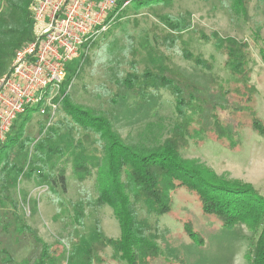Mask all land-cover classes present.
I'll return each mask as SVG.
<instances>
[{
  "label": "rangeland",
  "instance_id": "rangeland-1",
  "mask_svg": "<svg viewBox=\"0 0 264 264\" xmlns=\"http://www.w3.org/2000/svg\"><path fill=\"white\" fill-rule=\"evenodd\" d=\"M148 4L130 10L122 18L119 15L97 37L96 44L70 64L66 87L62 90L61 86L53 100L57 106L53 118L33 107L17 121L13 135L36 141L53 128L55 136L61 137L60 145L74 151L76 142L83 140L84 131L70 134L73 120L64 109L67 102L95 117L107 118L127 144L141 146L162 141L177 122L174 98L160 91L143 101L134 92L117 87L114 77L141 74L147 67L160 72L176 69L190 85L200 89L210 102L209 108L226 105L223 90L235 84L225 65L224 41L228 38L249 43L250 79L257 90L253 106L264 122V0H250L246 15L236 7L235 0H151ZM4 9L5 0H0V17ZM168 21L187 29L173 32ZM195 59L206 64H196ZM207 110L201 123L205 127L212 122ZM229 128L236 131L231 124ZM236 135L242 145L234 151L210 135L193 136L181 156L207 166L221 178L251 184L264 195V136L250 128ZM89 154L95 162L99 161L97 154ZM12 155L13 162L27 169L32 167L26 163L30 149L23 151L17 147ZM81 161L70 158L67 162L64 158L66 192L40 184L36 176L30 180L16 177L11 191L19 205L18 214L60 253L65 254V245L66 250L91 245L96 255L106 259L105 264H125L114 260L113 249L105 247L99 238H119L121 230L111 208L95 209L88 205L98 195L97 179L94 175L79 181L73 175V166ZM172 197L171 212L159 217L149 214L143 203L137 206L140 219L150 225L160 246V254L151 264H250L248 255L255 235L248 227L225 228L219 220L203 213L197 195L185 187L176 189ZM79 201L86 203L83 227L75 222L71 206ZM11 209L9 206L8 210ZM186 223L200 242L185 231ZM5 246L14 257V264H35L37 251L29 237L16 244L13 232Z\"/></svg>",
  "mask_w": 264,
  "mask_h": 264
},
{
  "label": "trees",
  "instance_id": "trees-1",
  "mask_svg": "<svg viewBox=\"0 0 264 264\" xmlns=\"http://www.w3.org/2000/svg\"><path fill=\"white\" fill-rule=\"evenodd\" d=\"M125 1L118 0L119 8ZM150 1L134 0L120 13L121 18L132 9L149 5ZM249 1L235 0L236 7L245 15ZM34 2L5 0V9L0 17V77L10 73L16 52L32 38L33 20L30 10ZM166 23L173 32L187 29L178 23ZM95 41L88 48L93 47ZM224 44L225 65L235 83L232 88L223 90L226 105L209 108L210 102L201 94L200 89L190 85L176 69L160 72L147 67L141 74H118L114 77L117 87L134 92L143 101L160 91L174 98L177 122L162 141L141 146L127 144L114 131L107 118L95 117L66 102L64 109L73 120L70 134L80 129L84 131V141H77L74 151H68L60 145L61 137L55 136L53 128L45 135L42 133L36 141L23 140L19 134L13 135L17 121L33 110L30 108L20 116L6 139L0 140V264L15 263L5 246L13 232L16 244L27 237L32 240L37 251L35 264L106 263V259L95 254L91 245L85 248L75 246L67 250L65 245V256L58 248L47 243L38 230L18 214L19 205L11 191L13 180L18 176L26 180L36 176L40 184L53 189L59 187L66 192L67 169L63 164L64 158L67 162L70 158L83 160L73 166L72 173L79 181L96 175L98 195L88 205L95 209L111 208L119 223V238L99 237L105 247L113 249L114 260L125 264H151L159 256L157 237L152 235L150 225L140 219L137 206L143 203L149 214L158 217L165 215L173 208L172 193L185 187L197 195L203 213L219 220L225 228L233 229L238 225L248 227L255 235L248 255L249 262L264 264V195L251 184L226 180L207 166L185 160L181 156L182 150L197 135H210L232 151L242 145L236 135L240 130L250 128L264 136V122L257 116L253 106L257 90L250 79L252 69L249 43L228 38ZM262 56L264 59V53ZM85 58L80 59L78 69H81ZM202 62L201 59H195L196 64H206ZM70 72L69 68L68 75ZM66 80L62 90L66 87ZM206 110L212 122L205 127L201 123ZM230 124L236 131L230 130ZM17 147L23 151L27 148L31 150V156L26 161L32 166L30 169L13 162L12 151ZM93 152L99 156V161L92 159L89 153ZM9 206L12 211L8 210ZM71 206L75 222L83 227L86 203L79 201L71 203ZM185 231L195 242H200L189 223L185 224Z\"/></svg>",
  "mask_w": 264,
  "mask_h": 264
},
{
  "label": "built area",
  "instance_id": "built-area-1",
  "mask_svg": "<svg viewBox=\"0 0 264 264\" xmlns=\"http://www.w3.org/2000/svg\"><path fill=\"white\" fill-rule=\"evenodd\" d=\"M133 1L126 0L119 8L118 0H35L30 10L32 38L16 52L10 73L0 78L1 141L30 108L55 116L53 100L70 64Z\"/></svg>",
  "mask_w": 264,
  "mask_h": 264
}]
</instances>
